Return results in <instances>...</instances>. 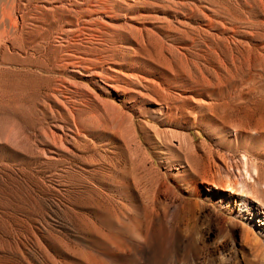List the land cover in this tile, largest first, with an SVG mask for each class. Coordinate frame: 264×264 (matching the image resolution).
Masks as SVG:
<instances>
[{"label": "bare ground", "instance_id": "obj_1", "mask_svg": "<svg viewBox=\"0 0 264 264\" xmlns=\"http://www.w3.org/2000/svg\"><path fill=\"white\" fill-rule=\"evenodd\" d=\"M122 1L0 5V65L57 78L42 104L49 127L31 135L32 155L42 167L60 157L69 169L75 165L81 180L70 211L76 243L51 241L30 227L0 226V264H264L259 165L247 156L241 164L206 145L200 156L189 134L165 144L158 139L157 158L184 196L161 198L167 175L144 149L142 134L153 141L148 131L135 124L143 114L166 128L200 123L221 146L248 154L261 148L264 99L254 102L258 119L251 130L259 138L251 147L239 122L198 114L230 102L250 73L264 72V0H171L176 9L170 7V21L177 27L137 25L135 19L158 20L165 13L149 9L129 20L116 13ZM237 78L232 92L223 86ZM30 139L0 129V148L21 163L32 157ZM141 165L154 175L150 180ZM226 239L233 254L215 259Z\"/></svg>", "mask_w": 264, "mask_h": 264}, {"label": "rangeland", "instance_id": "obj_2", "mask_svg": "<svg viewBox=\"0 0 264 264\" xmlns=\"http://www.w3.org/2000/svg\"><path fill=\"white\" fill-rule=\"evenodd\" d=\"M6 1L0 0V5L5 4ZM170 1L136 0L134 3L132 0H123L121 3H117L115 7L117 15H122L129 20L134 18L136 13L141 12L145 14L149 9L158 12L164 11L165 15L160 16L158 20L138 18L135 19V22L136 24L138 22L139 25L155 24L160 27H177L175 23H172L173 21H170V14L173 10L169 9H176ZM215 1L223 3V0ZM33 74H37V76ZM249 78L251 80L246 78L244 85L239 89L240 91L234 92L236 97L233 100L221 104V107L216 106L217 108L214 107L213 109L207 108L198 115L200 116V114L202 115L207 112L208 114L206 115L215 114L217 117L220 115L218 118L222 122H226L225 124L232 126H235L239 122L242 127L244 126L241 129L248 133L246 136L248 138L247 146L251 147L258 142L259 138L256 131L251 130V126L258 119V114L254 109L256 108V103L254 102L264 99V72L261 69L256 73L252 72L249 74ZM56 79L53 75L41 73L36 68L24 70L13 66L0 65V129H14L23 137H30L31 139L27 149L29 151L28 155L32 156L30 157L31 159L25 158V163H21L20 160L14 158V154L9 149L0 148V226H12L18 229L30 227L40 232V235L43 237L49 238L52 236V239H49L51 241H55L54 239L56 238V240L64 239L68 243H76V230L70 211L74 210L72 206L75 199L74 191L81 186V180L76 172L78 169L75 165L74 167L72 166L74 170L69 169L70 167L67 164L62 163L60 157H57L59 159L58 161L48 162L47 165L42 167L38 164L40 162L37 159L38 155H32L34 140L31 135H34L35 131L40 128L49 127V118L42 113V104L45 100L48 86H52ZM239 80V78L231 80L230 83L226 82L223 86L231 90L232 87L240 85ZM240 92H243L244 95ZM245 95H251L248 99L249 101L245 99ZM151 118L145 114L137 115L135 124L139 130L146 128L148 131L149 137L153 141L150 144L147 142L145 135L142 134L144 149L146 148L145 150H148L150 156L156 160L158 172L162 176L167 175V178L162 180L164 186L162 185L160 188L161 198H173L176 193L181 198H184L180 194V191L178 192L176 189V183L167 171V166L157 158V154L160 151V144L169 143L172 139L176 141V138L183 134H189L194 137L197 152L200 156H204L205 150L202 149L203 145H206L210 148L213 147L220 155L228 156L241 164L244 162V156L250 157V161L256 162L262 169L260 181H262L261 188L264 190V143L261 145V148L251 150V154H248L242 147L230 149L228 146H221L210 131L206 127L201 126L200 123L195 126L190 123L178 125L179 127L166 128L162 125L155 124ZM240 119L245 123L242 124ZM173 126L176 125L174 124ZM158 139L161 140L160 144ZM40 148L44 147L42 146ZM141 166H143L141 167V175L146 180H150L154 175L149 173L146 165ZM64 171L67 173H64ZM236 234L238 237V231ZM175 240L176 233L173 231L172 242H175ZM214 241V233H211V243H214ZM172 245L170 242L168 243V250H172ZM221 245L215 249L217 251V254L215 253V259L220 257L221 252L223 255L233 254L230 239H226ZM29 248L35 254L33 244L30 243ZM25 252L27 253L28 251ZM240 259L242 260L241 255H239ZM230 264H238V261L232 259Z\"/></svg>", "mask_w": 264, "mask_h": 264}]
</instances>
